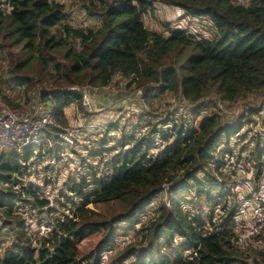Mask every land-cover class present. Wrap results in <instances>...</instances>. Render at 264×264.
<instances>
[{"label": "trees", "instance_id": "1", "mask_svg": "<svg viewBox=\"0 0 264 264\" xmlns=\"http://www.w3.org/2000/svg\"><path fill=\"white\" fill-rule=\"evenodd\" d=\"M157 4L206 22L204 31L161 15L160 30L149 27ZM73 11L85 19L74 23ZM0 57L11 59L0 81L16 91L0 98L52 104L56 121L49 140L0 149V264H251L239 250L248 239L264 264V230L237 228L233 190L236 175L264 180V133L254 131L264 121V0H0ZM77 85L138 90L141 104L113 103L106 128L95 127V165L80 159L56 187L65 110L83 106ZM224 105L241 111L226 118ZM127 231L134 239L105 263Z\"/></svg>", "mask_w": 264, "mask_h": 264}, {"label": "rangeland", "instance_id": "2", "mask_svg": "<svg viewBox=\"0 0 264 264\" xmlns=\"http://www.w3.org/2000/svg\"><path fill=\"white\" fill-rule=\"evenodd\" d=\"M178 10L179 9H176L174 7H169V6L157 4L155 10L146 15V18H145L146 24L149 27L159 31L161 28V25H160L158 16L161 15L162 18L171 22L174 26L179 25L180 27H185V28H187L193 32H195V31L203 32L204 31L203 30V27H204L203 24L206 25L205 24L206 22H204V21L199 22V20H200L199 18L185 14L181 10L179 12ZM180 15H182L183 17H181ZM71 17L74 19L73 20L74 23H79L83 19H85V14H83L81 11H73L71 13ZM248 42L249 41H245L237 49L229 51L228 54L231 56H238L246 48V45ZM14 50L17 51L18 48H14ZM0 63H3L5 66H8L11 63V59L10 58L2 59L0 57ZM9 73H11V72H9ZM58 81L59 80H57L55 82L56 85L58 84ZM53 86H54V83H53ZM59 88L60 89L64 88V85L61 83L59 85ZM108 90H110L109 95H115V94L121 92L118 90H114L110 87L103 89L99 92H101L102 94H106V91H108ZM12 93H16V91H13L11 88H8V86L4 82L0 81V97L4 96L5 94H12ZM130 93H129L130 97H128L129 102L120 101L119 104L118 103L116 104L118 107H120L119 109L124 108V109L132 110V109H137L135 104L137 106H140L141 97L138 96L139 91L138 90H132V91H130ZM92 94H93V91L89 95H90V99H92L91 102L94 103V99L92 98ZM124 94L125 93H123V95ZM105 98H108V97H105ZM119 98L121 99V96ZM254 101H259V100L255 99ZM157 102H159V100L153 101V106H156L158 104ZM0 103L6 104L7 106H9V104L1 98H0ZM254 103H258V102H254ZM168 104L169 105L167 106L166 110L173 112L172 108L175 106L173 104L172 98L168 97ZM90 105L92 106L91 108H89V106H82V108L80 110V107L78 105L73 104V105H70L69 107H67L65 110L66 115L71 120V126H70L69 133L62 135V137H64L66 139L65 141L62 140V142H61L62 146L60 147V155L62 156V160H63L64 165L62 167H59L58 164L57 165L53 164L54 166H56V168H59L58 172L56 171L57 177H55L56 182L54 183V185H56V187H58L57 184L61 183V181H62L61 177H65L67 175V173L68 174H70V173L74 174V172L79 170L80 159L85 158L86 161H88V163L95 165L94 161H93L94 160L93 156L89 154V151H90L89 149L91 147V143H92V141H94L92 139L95 138V136L97 135V132L99 130V129H96L95 127H97V126L99 127L100 125L102 126L104 124H107L109 117H110V115H109L110 112L117 113V112L112 111L111 109H108V108H110L111 105H113V103L107 104L108 108H105L103 110H98V108L95 105H92V104H90ZM23 106H25V105H23ZM25 107L29 108V107H27V105ZM158 107H160V104L158 105ZM161 109H163V108H161ZM92 111H95V112H92ZM240 111H241V107L239 105H233L231 107L224 105L220 110V112L226 118H231L233 116H236L240 113ZM161 113H163V112H161ZM125 118H130V117H122V119H125ZM135 119H136V117L133 118V120H135ZM124 121H127V120H124ZM254 131L264 133V121L261 122V120H258V123L256 124V128ZM87 138L91 139V140L88 142ZM48 140H49V138H48ZM58 140H60V139H56V141H58ZM246 140H248V141L250 140L249 135L246 136ZM51 142L48 141V143H50V144L54 143V142L53 143H51ZM236 143H237V140L234 139L233 144L235 145ZM86 145H89V146H86ZM85 147H87L88 150H86ZM235 148H236V150L234 153L237 152L238 145H236ZM0 149L10 150V149H14V147L13 148L12 147L11 148L0 147ZM233 159H235V156L231 157V160H233ZM49 162L52 163V160H49ZM50 166H52V164H50ZM246 175L247 174H245L243 176H246ZM31 177H32L31 179L33 182L42 183L40 174L33 172ZM253 185L255 186V182ZM50 187H52V185H49V188ZM162 199H164V201L167 202V194H164ZM151 209L152 208H150V210ZM141 219L143 220L146 218L142 217ZM243 231H244L243 233H249V228L245 227L243 229ZM133 239H134V237H133V233L131 231H127L124 234L119 235L115 241L114 249L112 248L109 252H106L103 255L104 256L103 261L106 263L115 254L121 253L125 249L127 243L129 241H132ZM250 241H251V239L250 240L248 239V240H246L245 243L240 244L239 250L242 251L243 253H248V256L245 258V260L248 263L256 264L253 261L254 251L250 250V244L246 245V243H249ZM95 242H96V240H93L89 243H87V241L83 242L82 243L83 247L81 248L80 253L84 254V253L89 252L91 249H93ZM142 246H143V244L141 243V244L137 245V248L140 249Z\"/></svg>", "mask_w": 264, "mask_h": 264}, {"label": "built area", "instance_id": "3", "mask_svg": "<svg viewBox=\"0 0 264 264\" xmlns=\"http://www.w3.org/2000/svg\"><path fill=\"white\" fill-rule=\"evenodd\" d=\"M76 89L82 95L83 106L91 108L90 89L86 85L69 87ZM101 110V106L97 107ZM56 126L55 109L52 104L26 108L20 106L11 108L0 103V147L25 149L27 146H37L48 140V134ZM101 126V125H100ZM101 127L106 128L104 125ZM241 170V167H239ZM250 174L236 175L233 190H238L235 220L240 229L245 223L252 231L264 230V180L255 187ZM165 190L168 186L164 185Z\"/></svg>", "mask_w": 264, "mask_h": 264}, {"label": "crops", "instance_id": "4", "mask_svg": "<svg viewBox=\"0 0 264 264\" xmlns=\"http://www.w3.org/2000/svg\"><path fill=\"white\" fill-rule=\"evenodd\" d=\"M90 91L92 92V90H90ZM109 92H110V90L106 91V94H102L101 92H99V90L93 91L92 98L94 99V105L96 107L101 106L102 107L101 110H103L105 108H108V106H107L108 102L109 103H118V104L120 101L129 102L128 97H125L126 95L125 94L123 95L122 91L120 93L115 94V95H109ZM111 96H114V99L108 100L107 98H105V97H111ZM120 96H121V99L119 98ZM92 112H95V111H92Z\"/></svg>", "mask_w": 264, "mask_h": 264}, {"label": "water", "instance_id": "5", "mask_svg": "<svg viewBox=\"0 0 264 264\" xmlns=\"http://www.w3.org/2000/svg\"><path fill=\"white\" fill-rule=\"evenodd\" d=\"M100 91H101V90H100ZM107 99H108V100H110V99H114V96L108 97ZM107 99H106V100H107ZM90 101H92V100L90 99ZM91 103H92V102H91ZM93 105H94V103H93ZM91 107H92V106H91Z\"/></svg>", "mask_w": 264, "mask_h": 264}]
</instances>
